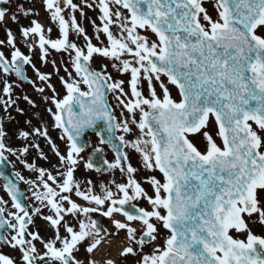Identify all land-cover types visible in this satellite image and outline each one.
<instances>
[{"label": "snow or ice", "instance_id": "1", "mask_svg": "<svg viewBox=\"0 0 264 264\" xmlns=\"http://www.w3.org/2000/svg\"><path fill=\"white\" fill-rule=\"evenodd\" d=\"M42 3L61 38L51 39L52 29L36 19L30 26H19L20 36L29 52L38 45L44 63H48L50 49L68 54L73 71L64 67L67 79L59 76L60 68L52 61L65 94L59 98L50 83L52 73L36 68L32 56L21 51L16 35L7 29L0 47L11 51L7 56L0 51V104L5 111L16 104L19 97L13 99V91L19 85L8 78L14 75L27 80L24 66H31L53 93L55 111H48L53 127L61 132L59 139L67 146L62 153L47 124L31 126L27 121L31 129L19 132L25 146L14 150L6 145L7 133L0 123V164L8 162V153L37 173L36 181L26 180L19 172L15 176L31 186L35 200L50 212L44 215L41 207L30 210L17 184L8 180L4 190L15 211H9L8 201L0 197V244L18 250L23 264H98L91 256L105 239L102 233L123 231L126 245L120 256L137 258L136 264H264V236L254 234L250 227L264 226V0H213L215 18L204 6L205 0H98L102 27L96 28V39L100 40L102 32L106 46L94 45L74 15L70 21L65 19V8L80 11L73 0ZM9 4L10 0H0L4 5L0 23L11 19L19 24L18 14L38 15L22 4L10 12ZM113 26L119 35L114 34ZM140 30L150 31L157 39L150 40ZM70 31L83 37L86 51L70 40ZM94 56L112 61L111 67L118 73L130 75V95L123 80H113L107 64L99 70L92 67ZM169 84L178 90V100ZM36 90L45 92L44 87ZM109 93L121 109L119 117L107 99ZM23 100L36 107L29 96L24 95ZM16 111L24 114L21 108ZM100 121L106 125L104 131L97 129L100 143L110 145L116 153L114 162L103 163L109 170H119L126 182L112 181L116 191L101 185L96 194L93 182L88 180L82 188L75 173L84 160L80 138ZM213 121L221 144L210 134ZM130 125L139 130L135 140L124 135L133 132ZM198 134L206 141L203 151L190 139ZM40 138L59 161L53 166L55 175L22 159L32 148L47 160L35 142ZM125 149L140 154L145 170L161 174L162 179L155 175L145 178L152 195L135 178L139 169L132 166ZM102 151L96 148L94 153ZM84 167H95L91 157ZM141 200L150 210L138 207ZM94 213L109 218L115 233L99 227L91 218ZM34 217L48 223L53 230L51 239L29 230L36 226ZM161 229L167 235L159 246L156 241ZM233 231L246 233V239L234 238ZM35 242L42 245V251ZM146 246L152 251L145 253ZM81 248L89 254L86 261L78 258ZM0 264L18 261L0 253ZM104 264L115 261L107 259Z\"/></svg>", "mask_w": 264, "mask_h": 264}, {"label": "rangeland", "instance_id": "2", "mask_svg": "<svg viewBox=\"0 0 264 264\" xmlns=\"http://www.w3.org/2000/svg\"><path fill=\"white\" fill-rule=\"evenodd\" d=\"M73 3H76L79 5L80 11H77L75 13H72L70 9L65 8L64 15L66 20H71V17L74 15L77 23L79 26L83 27L85 29L86 34L88 35L89 38H91V41L94 45L96 46H106L107 45V39L106 36L101 32L99 33L100 40L96 39V28L97 27H102V21L100 20L101 13L99 11V8L97 7L98 0H73ZM22 4L24 8L26 9H31L33 13H38V15H33V16H28V17H23L19 15L18 13V19H19V24L13 23L11 19H8L6 23H0V40L6 39V30L11 29L13 33L17 37V46L21 49V51L25 55H31L33 63L35 64L36 68H38L42 73H52V78L50 83L54 86L56 89V92L59 95V98H62L63 95L65 94V89L63 85L61 84V81L59 77L55 74L54 67L52 64V61L56 62V66L60 68L59 76H64L65 79H67V75L64 72V67H68L69 71H73L71 68L69 56L65 52H56L55 50H49V55L47 57L48 63H44L41 61L40 56L41 53L39 51L38 45L34 48L32 52H29L28 48H26L23 43H22V37L20 36L19 32V26H30V21L32 19L38 20L42 25L45 26V28H51L52 31L50 33V38L51 39H58L60 37V33L58 30V27L56 24L51 22L50 20V15L49 13L45 10L44 5L42 3V0H10V4L7 5L9 8L10 12L15 10L17 8V5ZM87 4H92V7L89 8L86 5ZM213 1L212 0H205L204 6L208 9V12L210 15L215 18V10L212 7ZM83 12L84 15L81 16L80 12ZM123 11V10H122ZM112 31L114 34L119 35L118 30L115 28V26L112 27ZM141 32V31H140ZM142 33V32H141ZM147 35V34H145ZM150 40H156V38H153L150 34L147 35ZM69 38L72 42L76 43L78 47L84 48L86 51V42L83 39V37L77 36L75 32L70 31ZM101 41L103 42V45L101 44ZM0 50L5 52V55H9L11 49L8 47H0ZM93 65L96 68V70H99L102 64H107L108 65V72L112 75L113 80H123L125 83L123 85L124 89L126 92L129 93L130 95V88L128 85V80L130 79V75L128 74V78H126L123 74L118 73L115 69L111 67L112 61L106 60L99 58L98 56H94L93 58ZM27 70L28 73L30 74L34 80H35V85L36 87H44L45 92L42 95H39L36 91L28 89V88H22L23 85H19L16 80L14 79L13 76L9 77V82L13 83L14 85H19V87H15L13 91V99L19 97V99L16 100V104L13 105L12 107L8 108L7 111L4 110L3 108L0 110V123L3 124L4 130L7 133V136L5 138V143L8 147L18 150L21 149L22 147L25 146V141L19 138V132L24 130V131H29L31 129V126H40L43 124L44 121H46L48 124V130H49V135L52 138L53 141L57 142L59 146V149L63 153L66 149V145H62L61 143L59 144L58 142V132L54 131L52 128V122L50 121L51 116L48 111L49 108L52 109L54 112L55 108L54 105L51 103V97L53 95L51 89L47 88L46 85L38 80L36 73L33 71L32 67L27 65ZM73 75L75 73L73 72ZM2 74H0V79H2ZM164 80L165 84H167V79L165 77H162ZM155 83V82H154ZM170 91H174L175 87L173 85H167ZM156 90L158 94L160 93V88L158 84H155ZM0 88H2V84H0ZM86 90V88H84ZM143 92L145 96L148 95V89H147V82L145 81L143 83ZM3 94L0 92V96ZM27 95L29 96L30 99H32L35 102L36 107H32L26 101L23 100V96ZM175 98L178 99L177 93L174 92ZM47 96L49 99L46 101L44 97ZM110 100L112 107L115 109V114L119 117L120 108H116V101L113 98V95L110 94ZM16 108H21L24 110V114L21 115V113L16 111ZM129 114L125 110V117H127ZM137 120L139 119V115H137ZM27 121H31V126L27 123ZM131 126V125H130ZM133 129V132L130 134H124L126 136V139L129 140H135L139 135V130L135 127V125L131 126ZM210 134L214 136L216 139V142L218 144H221V141L219 140L218 137L215 136L216 133V128L215 124L213 121V126L209 129ZM123 134V133H119ZM190 139H193V142L196 144V146L203 151L206 145V141L204 140L203 136L198 134L196 137H190ZM35 142L40 144L41 149L43 150V153L49 158L50 160L47 161L45 159H41L40 155L37 153L35 149L30 148L29 153L25 156L22 157V159H25L28 163H34L38 168H44L48 170V168H53L54 165H58L59 161L58 159L53 155L51 152L50 146L47 144V142L43 139L40 138L36 140ZM92 146H101L100 141L98 137L94 134H92ZM103 149L107 155V157L114 162V157L112 153L109 151L107 147L103 146ZM126 151L129 153V155L133 156L134 161H131V164L133 167L139 169V171L135 174V178L142 183V186L148 191L149 195H152V189L149 184L145 183V178L149 177V175H155L158 179H161V176L159 172L151 173L146 170L144 172V168H141V157L139 153H136L132 149H126ZM9 158L13 161L15 164V168H17V172H19L26 180H33L36 181L38 179V174L35 172H31L28 168H26L23 164L19 162V160L16 159L15 156H11L8 153H5ZM84 157V160L81 161V164L78 166V170L76 173V178L82 182V185H87L86 182L88 180H91L94 185V192L96 194H100L101 192V185L111 187L113 191H116L114 185L112 184V181H116L117 183L121 182H126V177H124L119 170H111V173L108 175H101L94 173L90 169H87L84 167V163L86 162L87 159V152H83L81 154ZM137 158H139V165L137 163ZM49 171V170H48ZM53 172V175H55L54 169L51 170ZM111 180V183H110ZM106 181V182H104ZM26 187L29 188V193H32L31 186L29 184H26ZM40 191H43L42 188L39 189ZM1 192V191H0ZM6 192V191H5ZM32 197V196H31ZM33 198V197H32ZM34 199V198H33ZM82 203V202H81ZM34 206L36 207H41L43 214L48 215V209L46 210L43 208L42 205L39 204L38 201L34 200L33 203ZM97 215L96 213L92 214L91 218L93 219L94 216ZM117 219H122L121 216H117ZM87 222V220L85 221ZM72 223L75 225L76 221L73 220ZM35 227L30 226L29 230L30 231H38L41 235L42 238L45 240L51 239L53 236V230L49 227L48 223L44 221L43 219L37 220L35 222ZM103 229L107 230V233H115V229L109 220H105L102 224ZM63 232V230H61ZM161 235L166 236L167 233L165 230L161 229ZM102 235H105V239L102 242L101 246L103 249H105L109 255L110 251H114L115 247L114 246H109L105 242L108 241L109 243L112 244V242H115L116 244L118 242L123 243V241H126L125 233L123 231L119 232L118 234H112L108 235L105 233H102ZM37 244V248L42 249V245L39 244V242H35ZM99 247V248H100ZM147 248V247H145ZM151 248V247H149ZM0 253L8 255L9 257L13 258L14 260L18 261V264H23L22 259L20 258V253L18 250L12 249L11 247H6V246H0ZM110 256V255H109ZM107 256V257H109ZM78 258L81 260L86 261L87 258H89V254H87L83 248H81V251L78 254ZM91 258H95L94 253L92 254ZM137 258L133 257H128L125 259L124 257L118 256L117 257V264H136ZM97 261V260H96ZM100 264H104V261H102Z\"/></svg>", "mask_w": 264, "mask_h": 264}, {"label": "bare ground", "instance_id": "3", "mask_svg": "<svg viewBox=\"0 0 264 264\" xmlns=\"http://www.w3.org/2000/svg\"><path fill=\"white\" fill-rule=\"evenodd\" d=\"M109 245L111 246H114L115 247V250L112 252L111 254V258L114 259L116 261L117 257H118V254L120 253V250L122 249L123 246H125L126 244L122 245L120 243H115L113 242L112 244L109 243ZM103 247V246H102ZM102 247L99 248L98 251L95 252L94 256L97 260V262L99 263L102 258H103V255H104V252H105V249H103Z\"/></svg>", "mask_w": 264, "mask_h": 264}]
</instances>
